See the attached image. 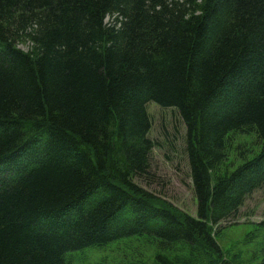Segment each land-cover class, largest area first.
<instances>
[{
	"label": "trees",
	"instance_id": "trees-1",
	"mask_svg": "<svg viewBox=\"0 0 264 264\" xmlns=\"http://www.w3.org/2000/svg\"><path fill=\"white\" fill-rule=\"evenodd\" d=\"M195 3L0 0V264L130 239L148 264H232L222 222L264 187V0ZM150 102L186 124L196 215L137 181ZM233 134L260 142L237 164Z\"/></svg>",
	"mask_w": 264,
	"mask_h": 264
},
{
	"label": "rangeland",
	"instance_id": "rangeland-1",
	"mask_svg": "<svg viewBox=\"0 0 264 264\" xmlns=\"http://www.w3.org/2000/svg\"><path fill=\"white\" fill-rule=\"evenodd\" d=\"M203 1L196 0L195 4L198 6ZM19 45L23 50L28 49L27 42ZM147 109L152 121L149 136L154 141L151 169L146 179L137 181L179 210L196 215L197 201L185 150L186 124L174 108L150 102ZM231 144L230 164L240 162V155L245 152L243 148L254 152L260 147L259 140L252 134H233ZM222 225H227V228L222 229L219 244L232 264H245L253 255L256 243L264 240V187L247 197L236 218L223 221ZM137 242L134 239L111 242L104 247L84 249L68 257H73L72 264H148L154 247L147 250L142 245L135 246L137 251L130 248ZM134 252L136 254L133 256Z\"/></svg>",
	"mask_w": 264,
	"mask_h": 264
}]
</instances>
